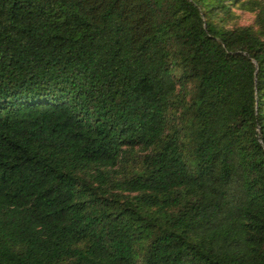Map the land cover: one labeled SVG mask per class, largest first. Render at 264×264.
<instances>
[{"label": "trees", "instance_id": "16d2710c", "mask_svg": "<svg viewBox=\"0 0 264 264\" xmlns=\"http://www.w3.org/2000/svg\"><path fill=\"white\" fill-rule=\"evenodd\" d=\"M0 264H264V0H0Z\"/></svg>", "mask_w": 264, "mask_h": 264}, {"label": "rangeland", "instance_id": "374dc122", "mask_svg": "<svg viewBox=\"0 0 264 264\" xmlns=\"http://www.w3.org/2000/svg\"><path fill=\"white\" fill-rule=\"evenodd\" d=\"M250 17H251V15L248 12L244 11L239 15L238 20H239V22L245 23V22H248L250 20Z\"/></svg>", "mask_w": 264, "mask_h": 264}]
</instances>
